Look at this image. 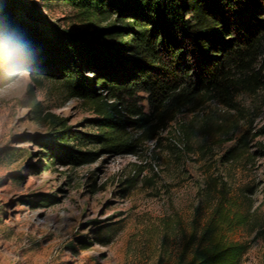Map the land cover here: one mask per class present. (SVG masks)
I'll list each match as a JSON object with an SVG mask.
<instances>
[{
    "label": "rangeland",
    "instance_id": "rangeland-1",
    "mask_svg": "<svg viewBox=\"0 0 264 264\" xmlns=\"http://www.w3.org/2000/svg\"><path fill=\"white\" fill-rule=\"evenodd\" d=\"M40 5L62 27L82 26L68 4ZM39 80L0 82V264H177L222 193L250 215L230 233L252 244L243 264H264V92L242 94L239 109L185 110L137 153L74 166L46 158L39 142L51 125L30 108L29 87L41 115L87 130L94 114L61 83ZM246 130L244 155L221 160Z\"/></svg>",
    "mask_w": 264,
    "mask_h": 264
},
{
    "label": "trees",
    "instance_id": "trees-1",
    "mask_svg": "<svg viewBox=\"0 0 264 264\" xmlns=\"http://www.w3.org/2000/svg\"><path fill=\"white\" fill-rule=\"evenodd\" d=\"M40 2L68 4L82 26L62 27ZM22 72L61 83L94 114L87 130L41 115L29 87L30 108L51 125L39 143L53 164L137 153L185 110L239 109L242 94L264 92V0H0V82ZM248 137L221 160L243 156ZM249 221L222 193L191 257L177 264H243L252 244L230 233Z\"/></svg>",
    "mask_w": 264,
    "mask_h": 264
}]
</instances>
